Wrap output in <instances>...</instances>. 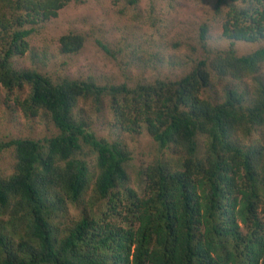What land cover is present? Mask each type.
<instances>
[{"label": "trees", "instance_id": "16d2710c", "mask_svg": "<svg viewBox=\"0 0 264 264\" xmlns=\"http://www.w3.org/2000/svg\"><path fill=\"white\" fill-rule=\"evenodd\" d=\"M148 1L146 14L142 0L127 4L160 34V6L179 0ZM212 1L198 30L205 55L138 46L123 69L154 78L101 85L15 64L28 53L44 63L31 44L37 26L85 0H0V94L55 130L0 140V154H15L0 173V264H264V0ZM217 26L230 43L210 51ZM59 42L77 54L86 36ZM237 42L258 46L241 55ZM174 67H186L181 77L162 75ZM87 105L108 108L116 139L97 134ZM143 131L159 154L137 168L122 135Z\"/></svg>", "mask_w": 264, "mask_h": 264}, {"label": "rangeland", "instance_id": "374dc122", "mask_svg": "<svg viewBox=\"0 0 264 264\" xmlns=\"http://www.w3.org/2000/svg\"><path fill=\"white\" fill-rule=\"evenodd\" d=\"M149 6L148 0H142V14H146ZM159 8V7H158ZM122 13V11H124ZM164 19L161 33L145 25L143 21L135 19L133 8L129 7L127 0H85L82 4L71 3L59 12L57 18L41 23L38 33L32 38L31 44L41 59L32 63L29 53L15 60L20 67L30 68L37 66L45 72L60 77L72 79H93L101 85L122 84L136 81L139 77L154 78L150 69H123V62L139 46L152 51L162 50L169 57L175 55L178 59L195 60L205 55L200 47L198 30L206 22H210L213 15L212 0H179L178 4L169 9L164 4L160 6ZM70 33H82L86 36L84 48L77 54H64L61 52L60 38ZM103 46H107L118 53L117 59L106 53ZM179 42L181 46L175 48ZM230 41L224 36L221 26L215 27L210 33L208 45L210 51L224 50ZM239 54L243 55L253 51L258 44L237 42ZM186 69V67L184 68ZM184 69L164 68L163 76L178 79L183 75ZM126 72H125V71ZM145 74V75H144ZM129 78H132L130 80ZM87 105L80 106L86 109L84 117L93 120V129L100 137L114 140L116 130L111 127L114 123L111 113L96 115ZM54 128L41 118L26 117L19 111L13 102L5 101L0 94V140L9 141L15 138L32 137L37 140L50 137ZM124 141L132 150L138 168L147 166L159 154L158 147L146 131L141 135L130 136L123 134ZM15 163V154L6 151L0 154V173L11 169Z\"/></svg>", "mask_w": 264, "mask_h": 264}]
</instances>
